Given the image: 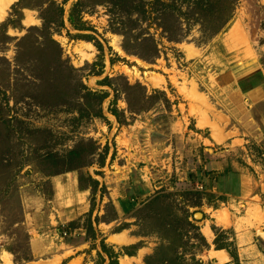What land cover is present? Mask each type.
I'll return each instance as SVG.
<instances>
[{"label": "rangeland", "instance_id": "rangeland-1", "mask_svg": "<svg viewBox=\"0 0 264 264\" xmlns=\"http://www.w3.org/2000/svg\"><path fill=\"white\" fill-rule=\"evenodd\" d=\"M20 1L0 22V264H102V241L121 253V264H145L168 244L186 255L183 264H194L193 253L205 264H224L230 257L215 248V228L235 242L242 264H264V111L261 96L251 97L264 93V0H237L216 36L217 18L195 22L183 5V20L173 9L155 20L97 6L85 14L90 30L77 31L68 22L77 0H70L65 27H53L60 66L40 50L46 0ZM154 45L155 61L138 55L153 56ZM107 77L119 95L104 85ZM81 82L108 95L104 117L92 113L97 105L85 108ZM127 83L152 97L131 92L135 112L121 92ZM112 108L124 112L123 123ZM90 140L100 154L109 147L103 167L100 156H85L92 166L50 175L47 156ZM89 176L99 182L94 193ZM218 214L230 223L220 224ZM90 218L94 240L85 230ZM199 234L210 248H201Z\"/></svg>", "mask_w": 264, "mask_h": 264}, {"label": "trees", "instance_id": "trees-1", "mask_svg": "<svg viewBox=\"0 0 264 264\" xmlns=\"http://www.w3.org/2000/svg\"><path fill=\"white\" fill-rule=\"evenodd\" d=\"M24 0H21L19 3L22 4ZM70 2V0H63V2L58 3L56 0H46V3L43 4L41 2V5L39 7V10L41 12V18L43 20V31L42 35L44 40L46 38V42L40 44L42 48H40L41 52L44 54L49 53L50 55H54L57 62H59V66L63 63V49L60 45V43L53 38V27L56 31L60 32V27H65V5ZM123 2L124 5L119 6L120 3ZM237 0H77L71 7L68 15V22L72 26L73 29L77 31H88L90 30L89 27H87V23L85 21V14L90 13V11L93 8H96L97 6H114V8L120 9L121 11H126V16L128 15H143L144 18H148V15L152 14L153 19H155L154 14L158 13L157 15H160V17L163 16L164 13H167L168 11H171L173 9L172 14H175L179 20H183V8L182 5L186 8H188L189 14L192 15V18H194L195 22L202 21L203 18H211L214 19L217 18L218 22H220L219 26L214 29V32L211 31V36H216L219 33H221L223 30H226L227 25L229 22L233 19V16L235 15V11L237 9L236 7ZM23 5V4H22ZM19 15V13H17ZM122 17V15L120 16ZM119 17V18H120ZM161 19V18H160ZM190 19V18H189ZM188 19V20H189ZM119 20V19H118ZM156 20V19H155ZM126 21V20H125ZM125 21L122 18L121 22ZM12 22V20H10ZM214 22V21H213ZM134 22H130L132 24ZM205 23V22H204ZM55 24V25H54ZM157 25V24H155ZM158 24L157 26L162 29V34L168 38L170 41H179L178 38H173L169 35V28L161 27ZM60 26V27H59ZM180 26V24H179ZM47 32L50 34L48 35ZM124 36H126L125 33H123ZM71 35V34H70ZM48 36V37H47ZM92 36H88L87 39H89ZM25 39V38H23ZM127 39V38H126ZM91 40V39H89ZM145 42L149 43L150 40H146ZM151 43L156 44V40L153 39V42ZM95 46L100 50L103 51V46L100 42H96ZM157 46V45H156ZM154 45L153 48V56H144L141 54H138L142 59L153 62L155 61V58L158 56V46L156 48ZM23 50V45H20V51ZM124 50L130 54L134 53V51L129 50L128 46L124 45ZM157 53H156V52ZM156 53V54H155ZM157 55V56H156ZM67 70H73V68L67 67ZM104 85L112 87L116 95H119L120 90L115 87L114 83H112L111 78L107 77L103 81ZM82 83V82H81ZM82 86L84 89H86L88 92L85 94V108L92 109L95 105L99 106L100 109L95 110L92 112L95 116L103 115V111L101 110V105L103 104L104 100L108 97L106 93L97 92L90 90L86 85L82 83ZM126 90L124 89L123 92L126 95V100L129 105V109L132 111H136L134 109V98L131 97V92L135 90H144L143 97L140 100L143 99H151V96L146 95V89L141 86L140 84L136 85H130L129 83L126 84ZM62 101H65V96L63 95L61 97ZM117 101V98L113 101V106L115 105ZM138 100L136 99V102ZM140 102V101H139ZM83 106L80 105L78 108V113H83ZM137 111H141L140 109H137ZM110 113L114 115L120 123H123V114L124 112H120L117 108L110 109ZM88 144V145H86ZM89 146L87 153L84 152V147ZM100 146L97 145L96 142L93 140H90L88 143L80 142L76 147L71 149L65 154H59V153H51L49 156L46 157L47 162L51 164L52 167V173L50 175H60L63 173H68L71 171H81L84 167L92 166V161H89V163L86 165L83 163L85 156L86 158L90 156H100V161H98V164H100L101 167L105 165V158L109 153V147L106 146L103 149V153L100 154ZM80 184L83 182V178L80 177ZM89 184L87 185V188H91L92 192H96V186L98 185V181L92 178V176L88 177ZM86 188V187H85ZM103 197V196H102ZM199 206V205H198ZM93 214V206L91 208L90 216ZM99 219L96 218V222L98 223ZM189 224H192L188 221ZM74 225V224H72ZM197 229L198 227L195 226ZM85 230L87 232V235L89 238H92L93 240L96 239V232L94 230L93 221L89 220L87 225L85 226ZM216 238L214 240V245L217 250H226L229 255L232 258V261L224 263V264H242L239 258L238 249L235 245V242H226L223 240L222 232H220L217 228L214 229ZM199 241H201V248H210V244L207 242L206 238L199 234ZM233 246V248H232ZM102 252H104L108 257V262L106 263L107 259L102 256V254L99 252V257L101 258L102 264H120L119 258L121 256L120 252H115L113 248H109L107 244H105L104 241L101 243ZM124 249H128L125 247ZM129 256H133L134 254L128 253ZM185 254L182 253V255H179V253L176 252L175 248L172 247V244L168 245H161L159 248H157L154 253L149 255L146 260L145 264H183L185 259ZM193 259L194 264H205L201 260H196V253H193ZM28 258H26L27 260ZM183 259V260H182ZM188 264V263H187ZM209 264H213L212 262Z\"/></svg>", "mask_w": 264, "mask_h": 264}, {"label": "bare ground", "instance_id": "bare-ground-1", "mask_svg": "<svg viewBox=\"0 0 264 264\" xmlns=\"http://www.w3.org/2000/svg\"><path fill=\"white\" fill-rule=\"evenodd\" d=\"M16 0H0V22L3 21L7 14H8V11L11 7V5L15 2ZM225 214V213H224ZM224 214L222 215H219L217 216V220L220 224H223L225 226H227L230 222V220L228 218H226L227 216H224ZM211 231H210V227L208 226V228L206 229V233L209 234ZM114 240H118L117 237H114ZM121 242V241H119ZM122 243V242H121ZM124 243V242H123ZM218 252L216 253H213V255L217 254ZM7 255V254H6ZM8 256V255H7ZM5 258V257H4ZM134 260V259H133ZM122 264H129V262L127 263L126 261H123Z\"/></svg>", "mask_w": 264, "mask_h": 264}, {"label": "crops", "instance_id": "crops-1", "mask_svg": "<svg viewBox=\"0 0 264 264\" xmlns=\"http://www.w3.org/2000/svg\"><path fill=\"white\" fill-rule=\"evenodd\" d=\"M262 83H259V85H257L256 86V88L257 87H259L260 85H261ZM252 90H254V89H251L250 91H252ZM261 91L260 90H255L254 92L252 91V93H251V97H253V96H255V97H260L261 96V98H260V104L261 105H263V111H264V93H260ZM262 92H264V90L262 91ZM113 116V115H112ZM114 118H115V116H114ZM113 236V235H112ZM133 242V241H132ZM132 242H130L128 245H131V243ZM124 245H127V244H124ZM228 253V252H227ZM141 254L139 253V254H137L136 256H138L137 258H140L139 256H140ZM228 255H229V253H228ZM135 255H133V256H130V257H136ZM104 257L107 259V261H106V263L108 262V257H107V255L105 254L104 255ZM229 257H230V261H232V258H231V256L229 255ZM120 258H121V256H120ZM120 258H119V263L121 264V262H120ZM123 258V257H122ZM229 261V262H230ZM227 263V262H226ZM218 264V263H217Z\"/></svg>", "mask_w": 264, "mask_h": 264}, {"label": "water", "instance_id": "water-1", "mask_svg": "<svg viewBox=\"0 0 264 264\" xmlns=\"http://www.w3.org/2000/svg\"><path fill=\"white\" fill-rule=\"evenodd\" d=\"M203 214L202 213H198L197 215H196V217L198 218V219H200V220H202V218H203Z\"/></svg>", "mask_w": 264, "mask_h": 264}]
</instances>
